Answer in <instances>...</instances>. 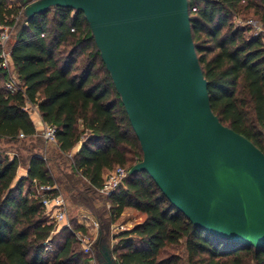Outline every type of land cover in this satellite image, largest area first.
Masks as SVG:
<instances>
[{
  "label": "trees",
  "instance_id": "16d2710c",
  "mask_svg": "<svg viewBox=\"0 0 264 264\" xmlns=\"http://www.w3.org/2000/svg\"><path fill=\"white\" fill-rule=\"evenodd\" d=\"M32 1L0 0V24L12 27L8 48L19 80L16 91L7 88L0 58V144L17 147L12 157L0 152V264H94L96 259L71 230L87 229L71 222L55 233L40 199L26 193L27 183L63 187L74 205L97 218L104 243L127 209L145 214L144 221L113 234L118 264H180L178 255L162 254L181 244L188 264H264V248L194 225L147 172L129 173L143 151L84 13L53 7L28 18L25 2ZM189 7L214 113L264 151V37L247 36V28L233 24V18L251 11L264 24V0H189ZM27 104L37 108L43 123L56 127L57 158L66 163L62 177L51 171L49 143ZM21 144L29 150L26 156ZM23 165L27 175L16 182ZM117 166L128 172L124 186L100 194L105 175ZM94 250L99 256L96 244Z\"/></svg>",
  "mask_w": 264,
  "mask_h": 264
},
{
  "label": "water",
  "instance_id": "95a60500",
  "mask_svg": "<svg viewBox=\"0 0 264 264\" xmlns=\"http://www.w3.org/2000/svg\"><path fill=\"white\" fill-rule=\"evenodd\" d=\"M82 11L140 141L147 172L194 225L264 248V151L214 113L194 42L189 0H33ZM100 264H118L96 241Z\"/></svg>",
  "mask_w": 264,
  "mask_h": 264
},
{
  "label": "rangeland",
  "instance_id": "374dc122",
  "mask_svg": "<svg viewBox=\"0 0 264 264\" xmlns=\"http://www.w3.org/2000/svg\"><path fill=\"white\" fill-rule=\"evenodd\" d=\"M13 2L15 4H17L18 0H13ZM18 4H20V3H18ZM233 22H234L233 24L235 27L247 28L248 29V32L246 34L247 36H250L251 34H257L256 28H255L256 25H261L262 27H264V24L260 21L259 17L254 14L253 11H251L247 14L238 16L237 18H233ZM262 36L264 37V34H262ZM80 58L82 59V57H80ZM35 109H36L35 106H33L31 104L29 105V111L31 113V116H32L34 122H37L39 120V118L37 117V115L34 114ZM11 146H12L11 144H5V145L0 144V152L4 151V154L6 152H9L10 156L12 157L13 153L16 152L17 147L11 148ZM19 146L22 147V149H23L22 152L26 156L28 154L29 150L24 149L22 144ZM28 148H30V147H28ZM46 148L48 149L47 155L49 157H51V161L49 162V165L51 167V171H52L53 175L56 178L62 177L63 176L62 170L66 168V163L62 162L60 158H57L58 157V149L54 143L47 144ZM73 152L68 153L66 156L71 157ZM26 169H27L26 165H23L19 168L17 178H16V182H17V180L20 179V175L23 172L24 173L26 172ZM57 185L60 187L59 184H57ZM37 186L38 185L35 183L33 185H29L27 183L25 186L26 193L27 194L36 193L37 192ZM60 189H61V192L63 193V195L67 201V220L64 222L49 221L50 223L55 224L57 226V231H55V233L59 232V230L61 228H63L64 226H66V224H68V223L70 224L71 222H74L75 224L81 225L87 229V233H85V234L89 237L90 241L95 245L96 241L99 237V231H100V225L97 226L95 224V222L98 221L97 218L87 209H84L82 207L74 205L69 198V194L64 190V188L60 187ZM133 210L134 209H131L129 211L128 210L125 211L126 213L122 215L120 220H118L117 223L112 225L111 234L107 236V240H106L107 243H110V245H113L114 243L117 242V240H115V238L113 237V234L118 232V230L116 229L117 226L123 225L125 227L124 230H126V229H129L132 226H134L137 222L144 221L145 214L138 213L137 210H134V211ZM138 214H140V215H138ZM49 249L51 250V246H49ZM174 254H176L180 258H182V261L180 264H188L187 263V256H186L183 244L176 246V247H169L162 254V256H169V255H174ZM89 255L96 257L95 261H93L94 264H100L98 251L94 250Z\"/></svg>",
  "mask_w": 264,
  "mask_h": 264
},
{
  "label": "built area",
  "instance_id": "2783aa9c",
  "mask_svg": "<svg viewBox=\"0 0 264 264\" xmlns=\"http://www.w3.org/2000/svg\"><path fill=\"white\" fill-rule=\"evenodd\" d=\"M255 28L257 34H264V27L256 25ZM11 30L12 27L10 25L0 24V58L1 67L8 72L6 86L10 91H16L19 88V80L13 70L11 50L8 48ZM29 105L30 104H27V110H29ZM38 132L47 143H56L57 139L55 126L42 123L41 129L38 130ZM20 137H25V134L21 133ZM127 175L128 172L124 167L117 166L105 175L104 183L98 189L99 193L104 196H108L116 192L124 186ZM32 196L40 199L49 221L64 222L67 220V201L58 185L39 184L37 186V192L30 194V197ZM95 224L99 226L98 221H96ZM66 226H70V224L68 223ZM116 229L118 231H122L125 227L120 225L117 226ZM71 230L82 246L84 252L90 254L94 244L90 241L89 237L83 232L76 231L74 229Z\"/></svg>",
  "mask_w": 264,
  "mask_h": 264
},
{
  "label": "crops",
  "instance_id": "0c3cea01",
  "mask_svg": "<svg viewBox=\"0 0 264 264\" xmlns=\"http://www.w3.org/2000/svg\"><path fill=\"white\" fill-rule=\"evenodd\" d=\"M34 114L35 115H37V117L39 118V120L37 121V122H34L35 123V125H36V127H37V129L38 130H40L41 129V124L43 123L42 122V119H41V116H40V113H39V111L37 110V108L35 109V111H34ZM33 119V118H32ZM34 121V120H33ZM39 125V126H38ZM79 149V146L76 148V150H78ZM27 175V169H26V172L24 173H22L21 175H20V178H22L23 176H26ZM128 211L129 210H131V209H127ZM126 210V211H127ZM134 211V210H133ZM126 212H124V214H125ZM138 213H141V212H139L138 211ZM138 215H140V214H138ZM137 223H140V222H137Z\"/></svg>",
  "mask_w": 264,
  "mask_h": 264
}]
</instances>
